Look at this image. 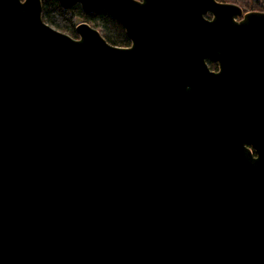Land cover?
<instances>
[{
    "label": "water",
    "instance_id": "water-1",
    "mask_svg": "<svg viewBox=\"0 0 264 264\" xmlns=\"http://www.w3.org/2000/svg\"><path fill=\"white\" fill-rule=\"evenodd\" d=\"M57 1L129 43L0 0V264H264V10Z\"/></svg>",
    "mask_w": 264,
    "mask_h": 264
},
{
    "label": "trees",
    "instance_id": "trees-1",
    "mask_svg": "<svg viewBox=\"0 0 264 264\" xmlns=\"http://www.w3.org/2000/svg\"><path fill=\"white\" fill-rule=\"evenodd\" d=\"M230 1L239 5L242 11L256 9L264 10V0H221ZM41 17L58 29H63L71 35H75L73 26L76 22L86 20L92 26L100 29L103 37L116 45H127V38L124 28L116 19L104 10L83 11L81 6L75 2L71 7H63L57 0H40ZM206 64L211 69L216 68V64L207 60Z\"/></svg>",
    "mask_w": 264,
    "mask_h": 264
},
{
    "label": "rangeland",
    "instance_id": "rangeland-1",
    "mask_svg": "<svg viewBox=\"0 0 264 264\" xmlns=\"http://www.w3.org/2000/svg\"><path fill=\"white\" fill-rule=\"evenodd\" d=\"M95 28H97V27H95ZM99 29V28H98ZM100 30V29H99Z\"/></svg>",
    "mask_w": 264,
    "mask_h": 264
}]
</instances>
